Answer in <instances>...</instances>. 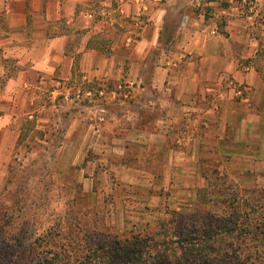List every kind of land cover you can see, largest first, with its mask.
<instances>
[{"label": "crops", "instance_id": "0c3cea01", "mask_svg": "<svg viewBox=\"0 0 264 264\" xmlns=\"http://www.w3.org/2000/svg\"><path fill=\"white\" fill-rule=\"evenodd\" d=\"M94 4L111 8L113 1L0 0V164L18 146L32 87L72 82L78 72L83 81L119 80L128 67L133 92L120 101L138 134L126 145L136 150L139 188L170 190L184 202L202 189L201 165L222 164L233 173L227 166L248 171L249 156L262 159L264 0H142L137 12L124 4L126 17L148 21L137 25L136 45L126 37L125 53L123 46L93 43L100 34L113 37L104 25L91 26L87 9ZM145 69L148 79L140 75ZM103 112L106 123L118 113ZM120 167L131 171L121 161Z\"/></svg>", "mask_w": 264, "mask_h": 264}, {"label": "rangeland", "instance_id": "374dc122", "mask_svg": "<svg viewBox=\"0 0 264 264\" xmlns=\"http://www.w3.org/2000/svg\"><path fill=\"white\" fill-rule=\"evenodd\" d=\"M112 1L111 8L94 4L87 9L94 16L91 26L102 24L103 31L113 35L105 38L100 34L93 38V43L109 50L123 46L125 53L126 37L129 35L136 45L141 24H136L138 16L126 17L121 8L127 4L131 12H137L142 0ZM176 21L169 23L174 30ZM91 28L88 26L87 31ZM149 72L145 69L140 75L148 79ZM127 73L129 67L119 80L105 81L108 77L94 75L95 79L89 82L83 81V73L78 72L72 82L47 80L33 91L31 88L33 106L27 121H23L18 146L10 160L0 164V232L9 234L8 240L12 241L2 246L0 264H35L38 253L49 242L56 256L66 245L77 249L68 248L62 256H82L79 249L87 253L91 236L83 231L85 228L96 227L100 231L106 226L107 233L124 239L130 233L157 230L162 222L184 221L192 228L195 216L229 215L230 211L218 204L220 197L212 198L213 204L204 205L205 194L195 192V196L184 197L181 202L176 195L170 197V190H162L159 195L157 186L141 189L134 184L141 177L132 170L140 166L136 150L127 147L126 140L133 142L138 134L136 127L129 126L133 120L124 117L123 112L129 109L127 103L120 101L122 96L133 92ZM111 93L116 96L114 101H109ZM105 109L118 112L110 113L111 119L116 115L113 124L101 121L109 116L103 112ZM119 115L122 120L118 121ZM142 118L147 121V114L143 113ZM252 156L248 171L234 164L227 166L233 168V173L222 169V164L201 165L200 174L205 179L200 183L201 188L214 190L219 174L229 183H236L244 193L264 190V154L262 159ZM120 161L131 169L130 173L120 167ZM145 167L150 168L149 164ZM21 229L24 240L19 247L12 234Z\"/></svg>", "mask_w": 264, "mask_h": 264}, {"label": "trees", "instance_id": "16d2710c", "mask_svg": "<svg viewBox=\"0 0 264 264\" xmlns=\"http://www.w3.org/2000/svg\"><path fill=\"white\" fill-rule=\"evenodd\" d=\"M216 175L214 185L218 190L200 189L198 193L205 194L204 205L213 204L212 198L220 197L217 202L230 211L229 215L195 216L192 228L184 221L162 222L157 230L130 233L124 239L107 233L106 226L100 231L96 227L85 228L83 231L91 235L86 254L80 248L82 256H62L68 248L77 249L66 245L56 256L49 242L38 253L35 264H264V190L244 193L224 175ZM23 232L21 229L12 234L19 247ZM8 237L0 232V250L12 242Z\"/></svg>", "mask_w": 264, "mask_h": 264}, {"label": "built area", "instance_id": "2783aa9c", "mask_svg": "<svg viewBox=\"0 0 264 264\" xmlns=\"http://www.w3.org/2000/svg\"><path fill=\"white\" fill-rule=\"evenodd\" d=\"M119 1H120V3H123L122 2L123 0H119ZM88 18L90 20H92L94 18L93 14L92 13H89L88 14ZM135 21H136V24H143L144 23L143 20H142V18H141V16H139ZM129 41L130 42H133L134 40L133 39H130Z\"/></svg>", "mask_w": 264, "mask_h": 264}]
</instances>
